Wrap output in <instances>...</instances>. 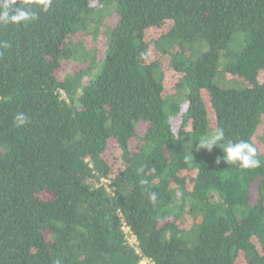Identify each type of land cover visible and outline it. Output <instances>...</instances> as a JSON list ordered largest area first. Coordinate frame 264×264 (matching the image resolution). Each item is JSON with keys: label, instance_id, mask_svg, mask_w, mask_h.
<instances>
[{"label": "trees", "instance_id": "16d2710c", "mask_svg": "<svg viewBox=\"0 0 264 264\" xmlns=\"http://www.w3.org/2000/svg\"><path fill=\"white\" fill-rule=\"evenodd\" d=\"M16 3L36 18L0 23V264H264V156L242 169L198 148L217 127L256 147L264 0ZM232 75L252 86L217 83Z\"/></svg>", "mask_w": 264, "mask_h": 264}, {"label": "clouds", "instance_id": "9594fccd", "mask_svg": "<svg viewBox=\"0 0 264 264\" xmlns=\"http://www.w3.org/2000/svg\"><path fill=\"white\" fill-rule=\"evenodd\" d=\"M44 3L47 7L51 0H44ZM35 18L36 14L30 8L17 4L16 0H0V23L19 24ZM13 123L17 127L23 126L28 123V117L23 112L17 113L13 118ZM218 145L222 149L223 155L217 158V164L223 160L226 163L236 164L242 169H255L261 166L257 148L252 143L246 140L226 141L225 131L220 127H217L210 136L201 138L198 148L211 151L213 147ZM156 195L155 192L151 193L150 199L155 201Z\"/></svg>", "mask_w": 264, "mask_h": 264}, {"label": "rangeland", "instance_id": "374dc122", "mask_svg": "<svg viewBox=\"0 0 264 264\" xmlns=\"http://www.w3.org/2000/svg\"><path fill=\"white\" fill-rule=\"evenodd\" d=\"M114 25V21L113 19H109V20H105L104 21V24L101 26V30H105V27L106 26H112ZM164 29L163 28H158V29H153L151 30L148 34V40H154L156 38H158V36L160 34H162V31ZM104 40L105 38L103 36H99L98 38H90L89 40V44H88V47L89 49L93 48L96 50V57L98 60L102 59L103 58V51H104ZM148 58H147V61L148 62H159L161 64V67H162V71L164 72V84H165V94L166 96H173L176 91H175V84L177 83V80H178V77H177V74L173 71V69L171 68V65L169 63V58L168 56L166 57H162L161 53L152 48L151 51L148 53ZM88 66V62H85L83 63V66L81 65L80 67L82 68H85ZM78 70V65L74 64V63H70L64 70V73L67 74V73H74L75 71ZM219 78V76H218ZM256 82L258 84H262L264 82V71H261L256 79ZM217 83L221 86V87H232V88H239V89H247V88H250L252 86V83L249 82V81H245L243 80L241 77L239 76H236V75H232L230 77H226L222 79H218L217 80ZM64 98V96H63ZM180 102V108L181 110H183V99H182V96L179 100ZM172 122L174 123V126L176 127L177 126V123H178V117L177 118H173L172 119ZM257 133L255 134V142L258 144H255L256 147H257V150L259 152V154L261 156H264V142L262 140V136H263V133H264V121L258 126L257 128Z\"/></svg>", "mask_w": 264, "mask_h": 264}, {"label": "built area", "instance_id": "2783aa9c", "mask_svg": "<svg viewBox=\"0 0 264 264\" xmlns=\"http://www.w3.org/2000/svg\"><path fill=\"white\" fill-rule=\"evenodd\" d=\"M123 230H124L125 237H126V240H127L128 244L130 246H136L137 242H136L135 238L132 236L129 228L124 226ZM143 264H145V263L143 262Z\"/></svg>", "mask_w": 264, "mask_h": 264}]
</instances>
